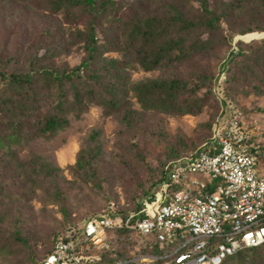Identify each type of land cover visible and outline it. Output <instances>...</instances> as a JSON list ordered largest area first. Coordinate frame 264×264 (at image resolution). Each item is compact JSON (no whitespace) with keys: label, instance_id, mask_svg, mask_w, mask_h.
Segmentation results:
<instances>
[{"label":"trees","instance_id":"trees-1","mask_svg":"<svg viewBox=\"0 0 264 264\" xmlns=\"http://www.w3.org/2000/svg\"><path fill=\"white\" fill-rule=\"evenodd\" d=\"M14 1L41 10L43 16L44 10L59 13L61 19L47 22L43 17L35 22L37 28L30 26L24 31L10 26L7 19L2 21L0 148L38 137L49 139L69 126V115L80 117L91 105L100 107L104 116L118 115L123 126L135 128L145 119V112L182 116L199 113L210 104L209 109H216L218 99L224 105H236L238 99L250 95L264 97V37L238 40L236 48L220 58V51L229 50L236 35L264 32V0ZM72 52L82 54L76 64L65 59ZM139 69L161 70L162 74L134 81L132 72ZM132 97L140 110L132 108ZM241 108L264 116V107ZM211 117L199 125L196 136L183 141L181 151L171 147L154 167L146 164L144 178L132 168L128 170L124 176L129 184L123 186L128 202L125 206L115 201V207H108V199L114 198L113 187L108 184L107 173L95 174L92 167L91 161L100 158L97 130L90 132L88 144L68 166L71 180L60 176L59 167L42 162L39 156L16 163L20 180L0 172V204L15 212L2 217L7 221V235L0 237V254L21 257L25 264H41L59 239L82 238L81 227L89 217L126 215L138 209L164 177L168 161L192 154L208 140ZM150 124L151 128L158 127L151 120ZM259 148L260 167H264V134ZM10 152L13 156L14 148ZM134 156L140 166H145L140 155L134 152ZM28 188L47 190L63 212L59 228L47 230L41 239L23 214L29 209L25 205ZM83 193L91 198H84ZM72 194H80L84 202L78 222L65 208ZM6 197L12 200L10 204L4 203ZM108 233L115 236L114 246L100 250V260L91 264H138L124 263L131 258L129 247L134 243L140 245V254L161 256L171 249L155 241L132 238L126 228ZM38 241L44 249L37 262L34 248ZM165 261L154 259L147 264ZM222 264H264V242L239 249Z\"/></svg>","mask_w":264,"mask_h":264},{"label":"built area","instance_id":"built-area-1","mask_svg":"<svg viewBox=\"0 0 264 264\" xmlns=\"http://www.w3.org/2000/svg\"><path fill=\"white\" fill-rule=\"evenodd\" d=\"M220 102L208 140L192 154L168 161L164 177L138 209L89 217L81 227L82 238L59 239L41 264L98 261L108 230L116 228L128 229L138 240L170 246L161 256L130 259H166L164 264H222L239 249L263 243V116Z\"/></svg>","mask_w":264,"mask_h":264},{"label":"rangeland","instance_id":"rangeland-1","mask_svg":"<svg viewBox=\"0 0 264 264\" xmlns=\"http://www.w3.org/2000/svg\"><path fill=\"white\" fill-rule=\"evenodd\" d=\"M0 34L2 21L8 20V24L14 28H20L22 31L28 27L35 26V22L40 21L43 17L44 21L49 22L51 19H61L60 14L44 10L46 13L44 16L40 12L41 10L29 8L27 5H20L14 0H5L0 2ZM124 11V10H122ZM46 23V22H45ZM65 27L66 25L63 24ZM40 29V28H39ZM257 35L246 38L244 35H236L232 41V47L229 50L220 51V58L228 55L231 49L236 48V42L243 40L245 42L264 37V32H253ZM248 35V34H246ZM1 37V35H0ZM81 53L72 52L65 59L70 64H76L81 58ZM113 55H116L113 53ZM209 58V57H205ZM162 74L161 70L144 71L139 69L132 72V79L139 80L146 77H157ZM215 82V79H214ZM214 92L217 88H213ZM219 95V90L217 91ZM218 99V98H217ZM132 108L136 111L140 110L139 103L132 97ZM215 103V102H214ZM217 103V102H216ZM216 105V104H215ZM231 105H234L233 103ZM237 106L245 107L247 110L253 107H264V97H258L256 95H250L247 98H240L237 100ZM221 102L218 99L217 108L204 107L201 112L189 115H168L161 112H145L142 123L135 128H128L123 126L118 119V115L104 116L100 107L96 105L89 106L88 110L83 112L80 117L74 118L69 115L70 123L67 128L59 131L55 136L49 139L42 137L35 138L30 142L20 145H11L0 148V172L5 177H15L20 180L16 163H25L30 161L33 156L41 157V161L52 163V165L60 168L59 175L65 177L67 180H71L73 177L72 172L68 166L73 165L76 161L77 153L80 148L87 145L86 142L88 135L91 131L97 130L99 132V139L101 143L100 158L99 160L91 161L92 167L95 168V174L107 173L108 184L113 187L112 193L114 198L108 199V207H115L116 204L120 206L128 205L126 201V189L123 186H128L129 180L126 179L125 174H128V170L132 168V171L137 172L138 176L144 178L146 176L147 167H154L160 159H163L169 152L171 147H176L177 150H182L183 141L188 140V137L196 136L200 131L199 125L214 120L219 112ZM264 121V116L260 117ZM150 120L153 121L158 127L156 129L151 128ZM174 145V146H172ZM14 148V155L12 152L8 153ZM134 152L142 157V163L139 164L135 159ZM8 153V154H7ZM34 159V158H33ZM146 164L148 165L146 167ZM29 189L27 190L26 207L29 208L27 213H23L28 219L29 223L34 226L33 233H38L39 239L43 238L44 233L58 229L57 223L63 220V212L60 210V206L54 202V198L45 189ZM106 192H109V186L106 187ZM112 190V189H111ZM31 191V192H29ZM84 192H87L84 190ZM84 195V193H83ZM80 194H72L66 201L65 208L69 212L71 219L79 221L82 216L81 208H84L83 198ZM9 197V196H8ZM84 198L87 195L83 196ZM12 200L6 197L5 204H10ZM116 201V204H115ZM88 201L87 203H90ZM96 202V201H95ZM22 203V202H20ZM23 204V203H22ZM85 207L87 205L85 204ZM12 208L13 205H12ZM15 209V208H14ZM5 212V214H3ZM7 213L13 215L15 212L8 211L6 206L0 204V237L7 235L4 230V225L7 223L5 218H2ZM2 214V215H1ZM83 213V217H84ZM132 238H136L131 235ZM137 239V238H136ZM112 243H111V242ZM115 236L113 233L109 234L107 240V247L114 246ZM118 246V245H116ZM138 244L134 243L129 247L130 255L139 254ZM44 245L38 241L34 248L36 253V261H40L43 255ZM95 249H92V251ZM103 250V249H102ZM98 250L97 252H99ZM96 252V251H95ZM135 257V256H134ZM138 264H147L146 261L134 260ZM24 263L21 257H11L9 255L0 254V264H19Z\"/></svg>","mask_w":264,"mask_h":264},{"label":"clouds","instance_id":"clouds-1","mask_svg":"<svg viewBox=\"0 0 264 264\" xmlns=\"http://www.w3.org/2000/svg\"><path fill=\"white\" fill-rule=\"evenodd\" d=\"M262 141H263V137H262ZM261 244H262V243H261ZM259 245H260V244H259ZM257 246H258V245H257ZM252 247H255V246H252ZM246 248H250V247H246ZM137 255H143V254H140V253H139V254H136V255H132L131 257L137 256ZM130 259H131V258H130ZM130 259L127 260V262H128V261H134V260H130ZM136 260H138V259H136ZM124 263H125V262H124ZM117 264H118V263H117Z\"/></svg>","mask_w":264,"mask_h":264},{"label":"bare ground","instance_id":"bare-ground-1","mask_svg":"<svg viewBox=\"0 0 264 264\" xmlns=\"http://www.w3.org/2000/svg\"><path fill=\"white\" fill-rule=\"evenodd\" d=\"M253 35L255 36V35H257V34L252 32V33H249L248 35H244V36H245L246 38H249V37H252ZM249 39H250V38H249Z\"/></svg>","mask_w":264,"mask_h":264}]
</instances>
